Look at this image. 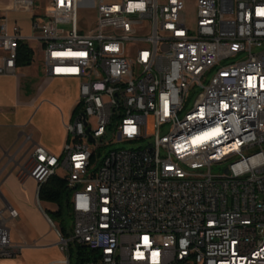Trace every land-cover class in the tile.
<instances>
[{
    "label": "built area",
    "instance_id": "1",
    "mask_svg": "<svg viewBox=\"0 0 264 264\" xmlns=\"http://www.w3.org/2000/svg\"><path fill=\"white\" fill-rule=\"evenodd\" d=\"M32 41L48 79L79 87L62 153L35 144L20 170L38 196L67 172L60 250L99 251L86 264H264V0H11L0 76L18 75ZM16 218L0 209V258L18 254Z\"/></svg>",
    "mask_w": 264,
    "mask_h": 264
},
{
    "label": "crops",
    "instance_id": "2",
    "mask_svg": "<svg viewBox=\"0 0 264 264\" xmlns=\"http://www.w3.org/2000/svg\"><path fill=\"white\" fill-rule=\"evenodd\" d=\"M6 9L0 6V17L3 18ZM17 13L27 14L9 11L10 27L17 22L11 18ZM29 66H19L18 75L0 76V209L10 205L18 212V218L10 220L8 226L12 243L20 246L21 264H70V254L59 248L60 224L47 214V211H57L58 205L44 201L51 205L45 209L37 194V183L31 177H22L20 170L24 164L32 163L35 144L56 155L62 153L67 141L64 122L71 120L79 99V87L73 80H50L47 75L37 78L25 70ZM24 78H29L31 83L26 91L23 90ZM54 81L75 84L76 96L43 104V92ZM40 85L43 90L39 89ZM35 114L38 115L36 121ZM68 258L69 263L65 262Z\"/></svg>",
    "mask_w": 264,
    "mask_h": 264
},
{
    "label": "rangeland",
    "instance_id": "3",
    "mask_svg": "<svg viewBox=\"0 0 264 264\" xmlns=\"http://www.w3.org/2000/svg\"><path fill=\"white\" fill-rule=\"evenodd\" d=\"M0 6L10 8L11 7V0H0ZM86 16L83 17L80 15V26L85 28V31L88 32L90 29V24L95 19V15L93 11H85ZM186 13L189 17V23L192 24L194 21V14H195V6L192 2H189L186 7ZM12 19L17 21L18 25L23 29L24 34L29 35L32 34V30L30 29V16L29 14H22L17 13L14 16L11 17ZM30 47L32 48L34 55H33V61L31 65L29 66V69H25L27 71H30L32 74H35L37 78H43L46 76L45 73V66L42 60V54H41V48L42 45L38 41H32L30 42ZM26 71V72H27ZM20 72V71H19ZM21 73V72H20ZM29 78L23 79V88L24 91H26V87H31V83L28 80ZM76 86L75 84H70L69 82H61V81H54L51 85L48 86V88L43 92L42 100L44 101L43 104H46L48 102L55 103L58 102L59 98H67L70 95L75 97L76 96ZM40 90H43L42 85L39 86ZM42 96V95H41ZM196 97V92H192L189 96V105H192L194 99ZM39 112V111H38ZM38 114V113H36ZM35 114V121L37 120V116ZM116 148H124V144H118V146H115ZM90 149H94V145H90ZM56 175L60 178L65 179L67 176V172L61 168L57 169ZM42 205L45 209L51 208V205H48L44 201L42 202ZM56 223H59L56 221ZM72 223L70 222L68 225V228H72ZM61 231V230H60ZM22 257L20 254L15 255L14 257H2L0 258V264H21Z\"/></svg>",
    "mask_w": 264,
    "mask_h": 264
},
{
    "label": "trees",
    "instance_id": "4",
    "mask_svg": "<svg viewBox=\"0 0 264 264\" xmlns=\"http://www.w3.org/2000/svg\"><path fill=\"white\" fill-rule=\"evenodd\" d=\"M33 50L22 45L19 49L18 65L29 66L33 61ZM71 189L67 180L52 175L40 188L39 198L41 201L55 203L58 205L57 211H47V214L53 221L60 224L61 232L69 236L68 225L74 221L73 212L69 203ZM99 251L90 249L85 244H74L70 248V264H86L98 258Z\"/></svg>",
    "mask_w": 264,
    "mask_h": 264
},
{
    "label": "water",
    "instance_id": "5",
    "mask_svg": "<svg viewBox=\"0 0 264 264\" xmlns=\"http://www.w3.org/2000/svg\"><path fill=\"white\" fill-rule=\"evenodd\" d=\"M91 141H93V139L91 138Z\"/></svg>",
    "mask_w": 264,
    "mask_h": 264
}]
</instances>
